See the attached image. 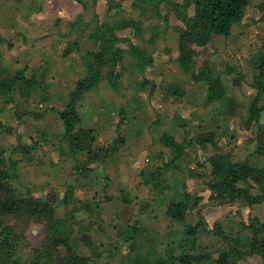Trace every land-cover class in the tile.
Instances as JSON below:
<instances>
[{
    "label": "rangeland",
    "instance_id": "rangeland-1",
    "mask_svg": "<svg viewBox=\"0 0 264 264\" xmlns=\"http://www.w3.org/2000/svg\"><path fill=\"white\" fill-rule=\"evenodd\" d=\"M116 2L118 3V7H120L121 1L116 0ZM148 3L149 0H145V4L147 5ZM153 3L154 1H150L147 6L140 3L141 7L139 6V9L144 7H148V9L145 11L143 9L142 11L133 9L129 14L127 11H125V13L120 12L122 9H119L110 17L111 20L103 18L105 20L103 21L102 19V22L113 24L116 29V35L118 34V31H122V27L124 26L123 21L125 20H135V24L141 28L142 25L147 27L146 24L149 26V23L156 22L157 24L149 26L150 38L147 39V43L145 45H134L143 49L147 55H152V52L164 55L166 59L165 62L162 57L157 56L158 61H154V64L151 65L154 66L156 64V72L168 70L171 71V75L177 80H179L177 76H180V73L184 77H187L188 80H191L190 75L181 72L176 61L177 33L169 23L170 21L177 23L178 20L173 19L171 11L168 10V8H164L163 13H156V11L160 9L156 10L152 6ZM163 23H165V25ZM141 28L136 34L134 33L133 27L130 26V37L137 40L140 36ZM120 38L121 41H118L116 45L122 48L124 47L127 50L123 56L122 63L118 64L112 70L110 76L102 75L98 83L104 85L107 93L110 91L116 92L117 95L119 93L118 96L120 99L118 100V98H115L114 100H110L107 96L106 99L101 100V103L98 106H95V103L92 104L90 98L85 100V96L96 89L94 87V89L87 90L77 103L78 112L81 118L80 127L85 129L91 128L94 130L95 141H97V143L94 144L93 149L95 154L91 151L93 157L90 160L98 159L97 157H100L95 163L97 167H93L86 177L81 178L78 174V170L72 166V161H67L66 159L62 162V164H64L60 167L61 170H58L57 172L52 171L51 167L45 169L43 165L45 166L46 162L43 163V160L40 161V164H34V162H32L33 166L31 165V167L27 169L28 174L38 171V176L34 177V172L32 174L33 177L29 179L31 182H27V180L25 181L21 179H25L27 174H18L17 172L18 181L20 182V184L18 183L19 188L21 185H27L35 196L41 195L47 197V199L53 203L55 207V217L60 218V226L65 232H67L69 245L75 249L77 254L90 256V260L87 264H178V257L183 253H191L192 248H198L194 254L202 253L206 250H211L213 252L221 250L223 255H226L227 251H229L228 246L231 245V242H223V240L217 235V229H206L203 224L197 231L200 235L196 237L197 233L187 234L184 225L176 220H172L169 216L167 217L172 220L170 222L176 226L167 233L164 232L161 227L148 225L151 220H158L159 222L160 216H163V208L167 204V200L170 199V196H167L168 192L165 194L167 196L165 202H159L158 199L162 196L156 195L154 201H152V205H146L143 203L139 204L137 197V202L134 201V199L128 200L123 196L124 194H122L125 192V189L121 186L117 187L120 183H118V177H121L122 175L118 168L114 169V166L112 165L107 167L104 163H99V160L102 162L104 160L106 163L112 164L111 161H113V157L122 151L123 156H125L126 159L124 164H131L132 161L138 158V155L136 154L141 149L139 151L140 159H138L140 165H142L141 162L148 156H146L145 147L143 146L140 148V144L153 147L151 151L148 146L149 152L153 153L154 150L159 147L157 145V139L160 133L166 130L171 131L172 134H174L175 140L180 144L178 145L179 149L183 148V146L187 148L190 144L187 140L195 138V135L199 134V139L205 141V144L204 142L196 143L198 146L200 145L197 149L200 151L202 150L203 152L208 150L209 157L211 155H217L218 153H230L233 161L246 160L255 166L264 165V154L258 156V154L254 153L255 149L253 152H250V149L252 148L251 145L256 148V143L253 140V137H245L246 131L248 134H252L251 132L255 131V127L246 128L243 122L247 115L248 105L254 95V91L251 88L253 74L251 73L252 68L250 65V57L253 52L249 48L241 45L239 48L241 49L242 47H245L244 54L246 56L242 57V53H238L239 48L235 49L236 52L233 51L229 56H234L236 61H225L226 66H229L228 69L225 70L222 63L215 57L212 58L211 56L204 54L202 56L199 54L195 56V58L200 56L199 58L201 60L207 61L209 67L214 73L220 75L226 88L227 97L223 100L225 111L221 117L219 116L216 119L217 121H221V124L219 125L215 121L214 124L209 125L208 122L205 123L206 120L204 119L203 114V109L206 108L204 100L205 87L188 88L186 85H184V87H176L175 85V87L172 86L165 91L164 82L159 86V90L154 91L153 89L154 92L152 91V93L146 94L148 97L151 95L152 98L149 97L142 100L143 104H129L128 101L123 98V94L129 96L128 99L134 100V97L140 92L139 84L142 79H144L143 70L144 68L146 69L148 65H143V70L140 72L141 70H138L136 67L135 55L129 51L130 47L128 43L133 44V41L127 36ZM126 39L128 40L127 44H123L125 42L122 41H125ZM88 47L89 46L83 45L82 49L86 52ZM94 49L95 47L92 46V50ZM250 52H252V54H249ZM237 55H239L240 58H238ZM202 63L203 62L200 63L197 61L194 65L195 70L198 69ZM112 68L113 67H108L107 69L111 70ZM238 72L243 74V82L241 81L237 83L235 82L236 80L234 81V79L237 78ZM85 74L86 67L85 71L79 73V77H77H83ZM234 82L236 84H233ZM74 84L75 81H72L68 86L65 100H68V93L73 89ZM147 89L149 92L152 90L150 83L147 85ZM94 92L96 93L97 91ZM112 95L113 94L111 93V96ZM6 96L7 94L2 95V97ZM160 98H163V100H160ZM94 101H98V99ZM261 103H263V101H261ZM16 109L17 108L14 106L11 108L14 114H18ZM216 111H218V108H216ZM147 113L152 116L154 121L152 120L151 124L147 127V137L142 142H138L136 140H142L143 137L140 138L139 131L137 130L139 128V122L136 121V119L147 118ZM120 116L124 118V124L120 127V136L122 137V140L114 147L113 141L117 138L118 134L115 125ZM261 117L264 119V111H262ZM133 120L136 121V123L134 122L130 124V121L132 122ZM195 120L199 121V126H197V124L192 126V122ZM128 125H130L129 128ZM9 129H11L9 125H2L1 130H3V132H7ZM110 132H113V135L110 134ZM143 133L144 132H142V134ZM60 134L55 137L56 144L59 146L57 145L52 149V151L54 150V154L52 153L53 156H57V158H51L52 154L50 155L49 152L46 153L44 151V155L48 162L58 163L59 157L63 155L61 151H63L64 148L68 151L71 157L76 156L71 152L70 148L72 144H69V141L60 140ZM240 135L243 137L238 144V137ZM129 136L136 139L135 141H132L133 147L129 145ZM98 139L103 140V142H99ZM44 143V139L41 135L40 139L33 145L34 152L37 151V149L41 150L43 145L44 147L49 146L48 142ZM50 143L53 145L54 141H51ZM102 146H105L102 148V152H100V154L99 152L97 153V150ZM164 147L166 148L167 146ZM164 147L162 146V148ZM12 148L13 146H9L6 149L1 150L3 152L0 154V165H6V159L9 157L11 159L21 160L24 165H26V162L30 160L29 154H22V158L17 159ZM166 150L167 153L173 151V149L169 147H167ZM193 154L194 153L192 152V155ZM181 157V162L185 163L187 157ZM191 158L193 160L198 159V157L194 156ZM191 158H189V160ZM205 158V161H207V156ZM201 160L202 157H200L196 163H200ZM157 163L158 165L161 164L160 158L157 160ZM200 164L203 165V163ZM125 168L122 167L120 170L124 171ZM154 168H152V171ZM163 170H165V168ZM138 171L139 167L132 172L133 182H137L139 179L135 176V174L138 175ZM203 171L206 170L201 168L200 172ZM124 177L127 179L128 176ZM143 178L144 174H142L141 185L146 186ZM85 179H88L90 184L80 187V182ZM164 180L166 182L165 177ZM200 185L206 187L205 182H202ZM166 186H168V184ZM70 188L72 190H68ZM20 190L25 191V189ZM130 191L132 194L137 192L136 189L135 192L133 189ZM161 192H163V195L164 191ZM115 194L120 196L118 197ZM156 201L159 205L158 208L154 206ZM216 201H218V199H209L206 209L209 208L208 206L217 205ZM118 203L120 204L119 206L117 205ZM238 203L239 204L233 203V206L236 208L240 207L242 203ZM140 211L145 213H151L152 211L151 214L156 215V217H150L145 221L147 227H145L142 232H139L137 228V225L139 224L138 218L141 217V215L138 216ZM236 212H239V209H236ZM102 214H104L106 218L110 217V221L108 220L105 222L102 218ZM197 215L198 217H201L200 213H197ZM132 216V219L126 220ZM186 222L188 223L187 220ZM4 223L11 227V231L18 234L16 247L11 245V247L15 249V254L12 257L10 264H29L33 252L31 249L40 248L43 243H45L46 229L44 221L41 218L30 220V218L28 219L27 217L10 215L4 218ZM195 223L196 222L193 224ZM129 224L133 226L131 230L127 229ZM114 229L118 232L117 236H107L110 235L111 231ZM243 229L245 231L247 230L245 228ZM232 231L233 233L235 231L237 232L234 227L232 228ZM91 238L93 241L95 239L93 247L89 245ZM240 238L242 243L246 242V232H244V235L242 234ZM99 243H102L101 246H99ZM201 247H203V249ZM176 249H178V252H176ZM65 251L64 247L60 246L55 254L57 257H61L65 254ZM250 259L253 261L250 264H264L258 255L245 257L242 261ZM208 264L211 263L208 261Z\"/></svg>",
    "mask_w": 264,
    "mask_h": 264
},
{
    "label": "crops",
    "instance_id": "crops-1",
    "mask_svg": "<svg viewBox=\"0 0 264 264\" xmlns=\"http://www.w3.org/2000/svg\"><path fill=\"white\" fill-rule=\"evenodd\" d=\"M173 1L180 4L183 3V0ZM262 2L263 0H248L243 18L232 26L230 34L228 36L213 34L210 41L204 47L197 48L198 54L200 56L204 54L209 55L212 58H217V60L222 63L225 70L229 67L226 66L225 61H236L235 57L229 56V54H232V52L241 45L249 48L253 53L264 49V15L261 9ZM120 3L121 5L118 7L116 0H95V3H92L91 0H0V78L3 79L6 76L14 77L16 74H19L25 78L31 77L35 82L34 87L23 98H20L18 83L12 87L6 97H2L0 95V154L3 152L1 150H4L9 146L14 147L18 144L22 146L34 145V143L40 139L41 135L44 142H48L49 145L45 147L43 145L41 150L37 149L38 152H34V150L29 151L28 154L30 156V160L26 162V165H24L23 161L20 160L18 174H27L25 179L21 178L22 180H27L28 182L29 179L33 177L32 174L34 172V177L38 176V171L28 174L27 169H29L31 165L33 166L32 162H34V164H40L41 160H43V163L46 162L45 166L43 165L45 169L51 167V170L56 172L61 170L60 167L64 164H62L64 159L72 161L71 164L75 169L79 165H84V167L90 170H92L95 166L97 167L95 163L100 157H97L98 159L90 160L93 157V153L95 154L93 150L94 146L92 149V155L91 153L90 155L82 153L72 157L64 148L63 151H61L63 155L62 157H59L58 163L48 162L44 153L49 152L51 155L54 151H52V149L58 145L56 144L55 137L60 134L62 124L58 118L57 111L62 109L68 102L67 99L65 100V94L68 92V86L72 83V81L76 82L79 77V73H83L85 71V65L82 60L85 50H83L82 47L83 45L89 46L86 51L92 50V46L95 47L93 39L88 36L90 29L97 23L102 22L103 18L111 20L110 17L119 9H122L120 12L123 13L127 11L128 14L133 10L132 0H122ZM164 8L165 7L163 5L160 6V11L162 13ZM187 13L189 16L193 13V8L191 6L188 8ZM171 15L173 19L177 20L173 13H171ZM104 20L105 19H103V21ZM155 24L157 23L152 22L149 23V26ZM163 24L165 25V23ZM169 24L172 27L181 26V22L179 20L177 23L170 21ZM146 26L147 27L142 25L140 36L137 40L130 37V27H125L122 31H118L117 36H127L131 41H133V44L145 45L147 43V39L150 38L149 26L148 24H146ZM122 42H125L123 44H127L128 40L126 39ZM68 46L70 49H67ZM245 47H242V50L239 48L238 51V53H242V57L246 56L244 54ZM252 52L249 54H252ZM151 56V65L154 64V61H158L159 56L163 58L164 62L166 61L164 55H160V53L152 52ZM199 57L195 58V61H199L200 63L204 62ZM237 57L240 58L239 55H237ZM151 65H148L146 69L144 68V70L141 69L140 72L143 70L144 78L151 81L150 85L152 90L149 92L147 89L148 83L142 87L139 84L140 92L134 97V100L128 99L129 96L123 94V98L126 99L129 104H143L142 100L149 97L152 98L151 95L148 97L146 94L152 93L153 89L154 91L159 90V86L164 82L165 91L170 89L172 86L175 87V85L176 87H184V85H186L188 88L205 87L202 83H194L192 79L188 80V78L184 77L181 73L180 76H177L179 78V80H177L171 75V71L165 70L156 72V64L154 66ZM95 88L96 89L94 91H97L96 93L92 91L85 96V100L90 98V101H92V104L95 103V106H98L101 103V100L106 99L107 96L110 100H114L115 98H118V100L120 99L118 96L119 93L118 95L114 91L107 93L104 85L97 84ZM111 93L113 94L112 96ZM205 95L206 87L204 90V97ZM96 99H98V101H94ZM160 100H163V98H160ZM223 100L205 104L206 108L203 109L204 119L206 120L205 123L208 122L210 125L214 124L216 121L217 124H221V121H217L216 119L219 116L221 117L225 111ZM13 106L17 108L16 111H18V114H14L11 110ZM216 108H218V111H216ZM146 117L147 118L144 119H136V121L139 122V128L137 130L139 131L140 138H143L142 140H136L129 136V145L131 147H133L132 141L136 140L138 142H142L147 137V127L151 124L153 118L149 113H147ZM136 121H130V124L134 122L136 123ZM260 121L264 123V119L262 117L260 118ZM192 124V126L195 124L199 126L200 123L198 120H195ZM2 125H9L11 129L7 132H3V130H1ZM129 126L130 125H128V128ZM142 132L144 133L142 134ZM162 132H167L174 137V134H172L171 131L164 130ZM251 133L252 134H248L246 131L245 137H254L255 133ZM110 134L113 135V132H110ZM195 136V138L187 140L190 142L187 148L181 145L183 146V148H181L182 150H173L171 153H167V147L164 149L166 156L170 157V159L178 165L175 169L174 167H167L163 170L166 183L168 184L167 196H170V199H168L166 203L171 201H182L184 199L183 194L186 191L192 196V198L188 200L189 206H191L194 198L200 197L198 204L194 207H190L186 211L185 219L189 224L193 226L195 225L193 224L194 222H197L202 218L201 220H203L206 229L212 230L213 224L215 222H220L222 230L225 234L241 236L242 234L244 235V232H246V237H249V231H245L241 228L240 222L246 224L248 217H255L260 222H264V201L250 206L245 205L242 201L221 204L216 201L217 205L208 206L209 208L206 209L211 191L207 187H203L200 184L202 182L204 183L205 180H209L211 167L209 162L205 161L206 156L208 160L209 151L205 150L203 152L202 150L200 151L197 149L200 146L196 144V140L199 139V134ZM242 137V135L238 137V144L241 142ZM100 139H98V141L103 142V140ZM51 141H54L53 145L50 143ZM95 143H97V141H95L94 144ZM157 145L159 147L155 149L156 152L163 149L160 144ZM143 146L145 147L146 156L148 157L144 158L141 162L142 165H140L139 162V151L141 149L136 154L139 159L136 158L131 162V164H124L126 159L125 156H123L122 151L113 157V161H111L112 164H108L104 160L103 162L99 160V163H104L107 167L112 165L114 166V169L118 168L122 175L121 177H118V183L120 182L119 186H115H121L125 189V192L122 193L125 198L128 200L134 199V201H136L137 197L139 204L143 203L146 205H152V201H154L155 197H152L149 191V186L147 187L141 185L142 174L152 171V168L158 166L157 160L159 158H157L156 153L149 152L148 146L150 150L153 147H150V145L147 146L140 144V148ZM251 147L250 152H253L255 148L253 145H251ZM192 152L194 153L193 155ZM53 154L51 155V158L56 159L57 156H53ZM181 156L187 157L185 163L181 162ZM192 156L198 157V159L202 157L201 162L204 167L203 165L201 167L198 166L196 164L198 159L193 160L191 158ZM15 157L17 159H21L22 154L17 152L15 153ZM189 158L191 159L189 160ZM122 167H126L124 171L120 170ZM137 167H139V171L138 175L135 174V176L139 179L137 182H133L132 172L136 170ZM201 168L206 171L200 172ZM124 176H128L127 179H125ZM88 184H90L88 179H85L82 180L79 185L81 187ZM132 189L134 192L136 189L137 192L132 194L130 191ZM68 190L72 189L70 188ZM238 202L242 203L241 206L237 208L234 207L233 203L239 204ZM155 203L156 204L154 206L158 208V202L156 201ZM117 205L119 206L120 204L118 203ZM236 209H239V212H236ZM165 210L166 205L163 208V216H160L159 222L158 220H151L148 225L161 227L163 231L167 233L174 229L176 225L170 222L172 220L167 217ZM148 213L151 214L152 211L151 213ZM148 213L141 211L138 213V216L141 215V217L138 218L139 224L137 225L139 232H142L144 228L147 227L145 221L148 220V218L156 217V215H149ZM197 213H200L201 217H198ZM102 218L105 222L108 220L110 221V217L106 218L104 214H102ZM132 218L133 216L131 218L129 217V219L127 218L126 220H130ZM128 226L131 225L129 224ZM233 227L237 230V232L235 231L233 233ZM117 234L118 232L114 229L111 231L110 235L107 236H117ZM199 235L200 234L197 233L196 237ZM94 241L92 238L90 239L91 247L94 246ZM101 244L102 243H99V246H101ZM201 248L203 249V247ZM241 249H243V247ZM191 250V253H194L198 250V248H192ZM176 252H178V249H176ZM251 262H253L251 259L246 261L240 260L239 264H250Z\"/></svg>",
    "mask_w": 264,
    "mask_h": 264
},
{
    "label": "trees",
    "instance_id": "trees-1",
    "mask_svg": "<svg viewBox=\"0 0 264 264\" xmlns=\"http://www.w3.org/2000/svg\"><path fill=\"white\" fill-rule=\"evenodd\" d=\"M150 1H154L152 6L156 10L160 9L161 5L168 8L181 22V26L173 27L177 33L176 61L181 72L190 75L194 83L205 85V104L226 99V88L220 75L214 73L207 61H204L195 70V56L198 54L197 48L204 47L213 34L223 36L230 34L232 26L243 18L248 0H183L182 4L173 0H149V3ZM91 2L95 3V0H91ZM140 3L145 6L149 5V3L145 4V0H132V8L140 11L148 9V7L139 9ZM190 6L193 8V13L189 16L187 10ZM261 9L264 15V0ZM156 13H161V11L157 10ZM135 23V20H125L122 28L132 26L134 33L137 34L141 27ZM115 31L114 25L108 22H100L92 27L88 36L93 39L95 49L86 51L82 57L86 74L76 80L73 89L68 93V102L57 111L62 124L60 140L69 141L72 144L70 149L73 155L82 153L90 155L95 142L94 130L80 127V115L77 108L79 99L85 91L97 86L102 75L110 76L112 70L122 63L123 56L127 51L116 45L118 41H121V38L116 35ZM129 47V51L135 55L138 70H141L143 65L152 64V56L147 55L143 49L132 43H129ZM67 49L70 48L67 47ZM250 65L253 74L251 88L254 90V95L248 105L244 125L246 128L255 127L253 140L256 143V148L254 153L261 156L264 154V123L260 121L262 110H264V49L251 55ZM108 67L113 68L108 70ZM242 80L243 74L238 72L234 81L239 83ZM235 82L233 84H236ZM16 83L19 85L20 97L25 96L35 84L31 77L25 78L19 74L14 77L6 76L3 79L0 78V95L8 94ZM146 83L149 84L151 81L144 78L140 82V86L142 87ZM123 124L124 118L120 116L115 125L118 134L113 141L114 147L122 140L120 127ZM196 142L203 143L204 141L198 139ZM157 144L173 150L179 149V143L167 132H162L159 135ZM104 147L102 146L97 151L102 152ZM164 149L165 147L157 152L154 150L153 153H156L157 158L161 159V164L155 166L153 171L144 173L143 178L146 186L149 185L152 197L162 196L158 199L159 202L166 201L165 194L168 192L162 170L167 167H178L166 156ZM31 150H33V145L18 144L12 148L13 153L20 154H27ZM207 161L211 167L209 180L205 181L206 187L211 191L208 199H218V203L242 201L247 206L264 201V165L255 166L246 160L233 161L230 153L211 155ZM6 162V165H0V264L11 263L15 254V249L11 245L16 247L18 241V234L11 231V227L4 223V218L10 215L27 217L30 220L41 218L44 221L45 243L40 248L31 249L33 252L29 264H87L90 256L77 254L75 249L69 245L67 232L60 226V218L55 217L53 203L47 197L35 196L27 185H21L22 188H19L17 172L20 168V161L9 157ZM200 163L202 162L200 161ZM200 163L196 164L201 167ZM76 169L81 178L86 177L90 172V169L84 165H79ZM20 189H25V191ZM161 191H164L163 195ZM183 197L182 201L167 203L165 213L172 220L183 224L187 234H196L198 228L204 224L203 220L200 219L191 226L186 222L185 214L190 207L198 204L200 197L194 198L191 206L188 205V200L192 196L185 191ZM132 227L128 226V229L131 230ZM240 227L250 232V236L243 243L240 236L225 234L220 222H215L212 230H218L217 235L223 242H231L227 254L223 255L221 250L216 252L206 250L197 254L183 253L178 257V264H208V261L211 264H239V261L245 257L255 255L260 256L264 262V222H260L255 217H248L246 224L240 222ZM60 246L64 247L66 251L63 256L57 257L55 252ZM242 247L243 249H241Z\"/></svg>",
    "mask_w": 264,
    "mask_h": 264
}]
</instances>
